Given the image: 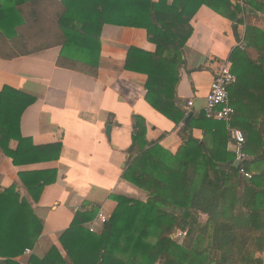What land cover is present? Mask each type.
Listing matches in <instances>:
<instances>
[{"label":"trees","instance_id":"16d2710c","mask_svg":"<svg viewBox=\"0 0 264 264\" xmlns=\"http://www.w3.org/2000/svg\"><path fill=\"white\" fill-rule=\"evenodd\" d=\"M27 4L25 20L20 15ZM202 5L228 18L236 41L244 44L230 57L236 85L245 87L254 79L264 92V27L246 24L244 18L254 12L264 22V0H0V30L22 39L35 27L38 36L46 31L48 44L61 46L58 66L96 75L105 24L144 29L155 50L130 47L138 55L133 65L128 56L126 68L147 75L146 101L178 124L187 116L175 105L183 48ZM239 25H244L242 39ZM33 101L14 88L0 90V148L13 165L55 160L60 154V144L34 146L20 134V117ZM256 113L263 117L253 129L264 133V106ZM217 122L202 113L183 124L180 135L187 140L171 153L148 141L145 121L136 117L123 178L148 192V199L113 195L117 206L99 232L84 226L96 208L80 213L83 219L78 213L58 244L44 255L32 252L27 264H263L264 142L246 126L243 149L258 146L259 152L254 149L253 158L236 168L235 154L226 149L228 133ZM195 125L205 133L202 141L192 136ZM13 139L18 142L15 150L8 146ZM241 168L252 172L251 178L240 174ZM18 176L34 201L44 186L56 181L55 170ZM42 229L18 184L0 189V264H20Z\"/></svg>","mask_w":264,"mask_h":264},{"label":"crops","instance_id":"0c3cea01","mask_svg":"<svg viewBox=\"0 0 264 264\" xmlns=\"http://www.w3.org/2000/svg\"><path fill=\"white\" fill-rule=\"evenodd\" d=\"M22 8L25 10L20 17L27 20L28 4ZM244 18L246 24L261 26L262 20L254 12ZM191 25L192 34L183 48L185 63L175 88L176 106L186 111L187 103L192 101L193 114L188 123L203 113L217 65L223 61L231 64V54L239 44L232 22L206 5L198 9ZM21 28L17 27V31ZM29 32L22 39L0 30V90L8 86L34 98L20 117V134L34 146L58 143L60 154L55 160L13 165L0 148V189L18 184L21 194L29 200L43 224L32 252L44 255L58 244L60 234L78 213L83 219L80 213L96 208L95 217L84 226L93 225L99 232L103 225L96 215L102 211L108 218L111 216L117 206L113 195L143 202L148 199V192L123 178L136 117L144 119L148 141L157 142L171 153H176L187 138L180 135L184 120L176 124L146 101L147 75L126 68L128 56L133 65L138 55L130 52V47L155 50L144 29L105 24L100 35L101 56L96 75L58 66L59 45L42 42L29 48L27 45L33 43ZM238 33L242 39L244 25L238 26ZM254 81L248 79V85L242 87L236 85V77L235 85L232 84L229 97L235 114L230 124L242 132L247 126L256 139L264 142V133L253 129L263 117L256 111L264 106V92ZM217 124L227 131L226 149L234 153L227 124L222 121ZM191 133L200 141L204 139V131L196 125ZM8 146L15 150L18 142L13 139ZM252 147L255 153L259 152L258 146ZM254 149L249 152L243 149L245 160L253 158ZM38 170H55L56 181L44 186L39 200L34 201L18 173ZM247 173L252 175L250 171ZM29 255L25 254L20 264H26ZM259 255L264 264V254ZM63 256L66 257L65 253Z\"/></svg>","mask_w":264,"mask_h":264},{"label":"built area","instance_id":"2783aa9c","mask_svg":"<svg viewBox=\"0 0 264 264\" xmlns=\"http://www.w3.org/2000/svg\"><path fill=\"white\" fill-rule=\"evenodd\" d=\"M240 48H244L242 43L238 44ZM236 81V76L231 69L229 61H223L217 65L213 79L210 83L208 93L206 95V102L203 108V113L206 118L222 121L227 124V129L230 133L232 140L234 141V153L237 161L241 162L245 160L246 155L243 151L245 143V137L241 130L231 127V121L235 114V110L230 102L229 87ZM192 101H189L186 105V114L191 111ZM240 172L247 178H251V175L247 173L243 168ZM96 219L100 224H104L108 216L102 211H99L96 215ZM90 231L96 232V227L91 225L88 227ZM178 235H182L179 233ZM32 253V249H26L25 254ZM27 264V263H26Z\"/></svg>","mask_w":264,"mask_h":264},{"label":"rangeland","instance_id":"374dc122","mask_svg":"<svg viewBox=\"0 0 264 264\" xmlns=\"http://www.w3.org/2000/svg\"><path fill=\"white\" fill-rule=\"evenodd\" d=\"M259 25H261L262 27H264V23H263L262 21L259 22ZM28 32H29V31H28ZM28 32H27V34H28ZM29 34H30L31 37H32L31 39H33V40H32L33 43L30 42V44L27 45L29 48L34 47V46H36V45H38V44H40V43H42V42H46V43H48V37L50 38V36L47 35V32H46V31H45V33H44V37L38 36V35H37V34H38V29H37V27H35L34 29L30 30ZM242 44H243V43H242ZM243 47H244V44H243ZM200 221H201L202 223L205 221V216H204V215H202V216L200 217Z\"/></svg>","mask_w":264,"mask_h":264},{"label":"water","instance_id":"95a60500","mask_svg":"<svg viewBox=\"0 0 264 264\" xmlns=\"http://www.w3.org/2000/svg\"><path fill=\"white\" fill-rule=\"evenodd\" d=\"M192 114H193V111H190L189 113H188V115L186 116V118L184 119V124H188V122H189V119L191 118V116H192ZM109 129H110V125H108L107 126V131H109ZM239 161H235L234 163H233V166L234 167H238L239 166Z\"/></svg>","mask_w":264,"mask_h":264}]
</instances>
